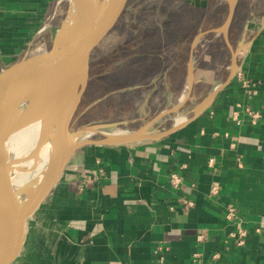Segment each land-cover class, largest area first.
<instances>
[{"label": "crops", "instance_id": "crops-1", "mask_svg": "<svg viewBox=\"0 0 264 264\" xmlns=\"http://www.w3.org/2000/svg\"><path fill=\"white\" fill-rule=\"evenodd\" d=\"M62 1L0 0V71L63 25ZM213 8L218 24L199 34L223 26L227 1ZM194 39L160 53L137 82L145 98L162 99L156 117L189 94L173 122L165 115L147 135L188 122L159 140L77 150L13 264H264V0L236 1L230 47L216 32ZM233 52L238 75L195 117L228 80ZM144 104L134 128L125 121L128 133L156 119L145 120L154 108Z\"/></svg>", "mask_w": 264, "mask_h": 264}, {"label": "water", "instance_id": "water-1", "mask_svg": "<svg viewBox=\"0 0 264 264\" xmlns=\"http://www.w3.org/2000/svg\"><path fill=\"white\" fill-rule=\"evenodd\" d=\"M130 0H105L101 8L98 1L92 0L88 10H84L80 0H70V8L74 9L84 24L86 30L72 38H59L48 51L31 55L0 71V264H13L20 256L27 238L28 222L32 219L40 206L50 196L60 183L65 169L72 155L82 147L90 145L119 146L134 144L144 140H159L178 130L187 121L177 122L169 131L160 134L147 135L146 131L156 120L170 113H177L186 103L189 94L181 104L171 111L160 114L156 119L137 132L124 136H104L98 140H78L70 132V127L90 79V59L93 52L100 46L116 28L122 19ZM228 16L217 30L197 35L196 42L210 32L223 34L226 43L229 29L234 17L236 1L226 0ZM239 66L237 54H232V66L226 83L217 88L195 110L194 116L207 107L214 98L227 87L238 75ZM76 76L79 79V90L72 97L70 104L60 119L59 128L48 133L51 141L52 160L46 173L33 195L22 199V191L14 184L12 161L9 153V141L14 133L28 124V118L17 120V113L9 115L10 111L25 96L42 89L61 83ZM192 86V77L190 81ZM125 121L101 123L92 126L95 131L115 129L125 126Z\"/></svg>", "mask_w": 264, "mask_h": 264}, {"label": "rangeland", "instance_id": "rangeland-1", "mask_svg": "<svg viewBox=\"0 0 264 264\" xmlns=\"http://www.w3.org/2000/svg\"><path fill=\"white\" fill-rule=\"evenodd\" d=\"M104 2L101 5L98 2V8H101ZM206 2V0L129 1L127 9L114 31L104 39L91 56L90 77L92 78L70 127V132L76 139H102L104 136L98 133L100 131H95L92 128V126L101 123L128 121L130 122L129 126L134 128L133 123L139 122V118L146 116L141 107L142 103H145L149 109L154 108L152 117L149 115L145 120L150 121L151 118L157 116L160 109L158 108L157 112L155 107H157V103H161L162 99L159 98L157 101L156 94L154 97L147 96L145 98L144 93L141 94L137 88L138 81H136V76L133 78L130 75L131 73L133 75L132 71L135 73L136 67L134 69L133 67L136 63H133L129 68V63H132L134 59L128 61L126 58L130 54L128 52L131 49L129 44L141 34H150L153 39L163 37L165 41H170L168 48L164 49L161 47L157 53H172L173 50H179L182 46H174V43L182 42V39L188 38L189 27L192 38L194 35L204 31L208 26L213 27L218 24H215L214 21L215 12L213 7L215 0H212L210 5L204 8L203 6L206 5ZM69 8L70 0H63L61 4L63 24L66 22L70 12ZM227 15L228 10L226 9L223 12V22ZM184 25L187 26L185 30L183 29ZM62 26L47 29L39 36V41L33 45V50L30 54L34 55L38 54V52L50 50ZM177 27L181 28L178 29ZM187 49L188 47L186 46L184 50ZM150 62L152 60L148 63L150 64ZM126 75L130 78L127 81H125ZM138 77H140V72ZM140 100L143 101L141 102ZM136 102H139L137 110L135 107ZM126 111L129 114L126 115ZM177 114H167L170 117L168 122H173V118H177ZM103 132L109 136H111L110 134L112 136H124L128 134V128L121 126L115 129L103 130ZM10 159L13 161L11 154Z\"/></svg>", "mask_w": 264, "mask_h": 264}, {"label": "bare ground", "instance_id": "bare-ground-1", "mask_svg": "<svg viewBox=\"0 0 264 264\" xmlns=\"http://www.w3.org/2000/svg\"><path fill=\"white\" fill-rule=\"evenodd\" d=\"M84 10L92 0H80ZM101 5L105 0H97ZM86 30V25L71 9L66 22L58 31L59 38H72ZM79 79L74 76L22 98L10 111L17 120L28 118V124L12 135L9 153L12 156L14 184L22 191V199H29L39 187L52 160L48 133L59 128L61 117L72 97L79 90ZM112 136V134H110ZM119 137V136H115Z\"/></svg>", "mask_w": 264, "mask_h": 264}, {"label": "trees", "instance_id": "trees-1", "mask_svg": "<svg viewBox=\"0 0 264 264\" xmlns=\"http://www.w3.org/2000/svg\"><path fill=\"white\" fill-rule=\"evenodd\" d=\"M224 10H226V9L224 8ZM224 10H223V12H224ZM224 23H225V21L223 22V24ZM177 28L180 29L181 27H177ZM186 28H187V26L184 25L183 29L185 30ZM197 35H194V37L191 38V30L189 27L188 38L183 39V41L185 43L182 45V43H179L181 41H179V42L174 43V46L175 45H180L182 47L184 46V49H185V47L186 46L188 47ZM167 40H169V39H167ZM169 43H170V41H165L163 39V37L153 39L152 36H150V34L149 35H147V34L142 35L141 34L140 36L135 38L134 41L129 44L131 46V49L128 51L130 54L128 57H126L128 61L130 59H132V60L134 59L132 63H129L130 64L128 66L129 68H130V66H132L133 63H136L135 66L133 65L134 66L133 69L136 67L135 73H134V71H132L133 75H132V73L130 75L133 76V78H135V76H136V81H141L143 77H144V79L147 78V76L150 74V71L153 69V66L151 65V63L155 62L159 56V53H157L158 49H160L161 47L164 49L166 47L168 48ZM150 60H152V62H150V64H149L148 62ZM139 72H140V77H138ZM128 75L125 76L126 77L125 81L130 79L128 77ZM91 78L92 77H90V79ZM90 79H89V81H90Z\"/></svg>", "mask_w": 264, "mask_h": 264}, {"label": "built area", "instance_id": "built-area-1", "mask_svg": "<svg viewBox=\"0 0 264 264\" xmlns=\"http://www.w3.org/2000/svg\"><path fill=\"white\" fill-rule=\"evenodd\" d=\"M247 114L250 116L252 123H256L260 118V115L258 113L252 112L250 110L247 111ZM100 132L103 136H109L107 133H104L103 131H100ZM212 162L213 161H211V163ZM159 264H164V260L160 259Z\"/></svg>", "mask_w": 264, "mask_h": 264}]
</instances>
